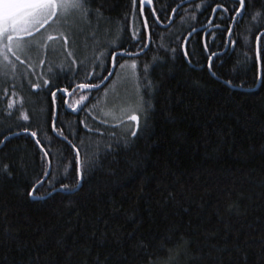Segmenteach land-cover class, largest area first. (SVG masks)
<instances>
[{
  "label": "trees",
  "instance_id": "obj_1",
  "mask_svg": "<svg viewBox=\"0 0 264 264\" xmlns=\"http://www.w3.org/2000/svg\"><path fill=\"white\" fill-rule=\"evenodd\" d=\"M182 1L152 0L154 15L143 14L148 49L116 57L102 88L77 87L68 101L84 94L82 111L68 109L60 93L53 106L43 81L70 90L99 85L112 51H142L139 0H82L118 37L94 67L59 71L45 63L35 79L0 74V140L23 123L38 133L0 143V264H264V84L255 64L259 35L264 72V0H245L234 22L238 0H194L163 28ZM126 59L137 62L140 122H97L91 112L103 92L124 75L132 85L131 73H118ZM53 107L58 130L83 149L86 175L71 196L59 185L75 184L76 152L53 131Z\"/></svg>",
  "mask_w": 264,
  "mask_h": 264
},
{
  "label": "rangeland",
  "instance_id": "obj_2",
  "mask_svg": "<svg viewBox=\"0 0 264 264\" xmlns=\"http://www.w3.org/2000/svg\"><path fill=\"white\" fill-rule=\"evenodd\" d=\"M62 3L82 5V0H57L55 14L46 21L34 23L31 17L39 6L37 0H0V74L5 76L8 71L20 70L27 75L31 73L35 79L39 78L45 63L63 71L92 63L94 67L101 60L102 47L114 45L118 39L113 33L114 25L99 16L88 15L83 6L61 9ZM12 40L11 47H6ZM126 60L125 67L119 66L117 71L126 69V73H131L132 85L126 84L124 75L103 92V98L91 112L97 122L118 126L140 122L142 107L131 68L133 60ZM132 115L138 117L137 121L131 120Z\"/></svg>",
  "mask_w": 264,
  "mask_h": 264
},
{
  "label": "snow or ice",
  "instance_id": "obj_3",
  "mask_svg": "<svg viewBox=\"0 0 264 264\" xmlns=\"http://www.w3.org/2000/svg\"><path fill=\"white\" fill-rule=\"evenodd\" d=\"M134 2H135V0H134ZM149 2H151V0H149ZM141 3H143V0H141ZM238 3H239V7L235 9V12H236L237 15H241L242 14L241 13V9L245 8V0H238ZM37 4L39 6L37 7L36 12L31 17V20L34 23H41L42 21H46L49 17H51L52 15L55 14L56 9L58 7L57 0H37ZM68 7L79 8V7H82V5L78 4V3L77 4H71V5L64 4V3L59 4V8H61V9H67ZM197 7H199V5H197ZM216 7L220 8V7H222V5L217 4ZM215 10L216 9H213V11H215ZM173 11H175V9H173ZM225 11H228V9L225 8ZM145 28H147V23L146 22H145ZM194 30L195 29H193V31ZM228 31L231 34V29H229ZM12 42H13V40L12 41H8V44H6L5 46L6 47H11ZM141 43H142L144 49H146L148 47V45L146 43H143V41H141ZM17 47H19L18 44H17ZM117 54L118 53L115 52V51H112L110 53V55H112V57H113V69H114V66H115V56ZM213 55H215V53H213ZM17 58H19V57H17ZM259 62H260V53L258 51L257 55H256V58H255V64L257 65V68H258L257 77L256 78H257V82L258 83L264 84V72H261L259 70ZM119 66L121 68L125 67L124 64H120ZM209 67H211V64H209ZM131 68L133 70H135L137 68V62L135 60L132 61ZM77 74H79V73H77ZM111 75H112V72H109L108 76L104 77V79L107 80ZM226 83L231 84V81H226ZM43 85L45 86V90L47 92H50L51 103H52L53 106H55V104H56L57 94L60 93V97H59L60 100L64 104H66L67 108L70 109L72 112H76L78 110H81V111L83 110V107H80V106L84 105V102L86 100V96L84 94H81L79 96V99L76 100L73 103H69V101H68L67 97H68L70 88L72 87L71 84H69V86H67V87L61 88V87H57L54 82H50L49 79H45L43 81ZM32 87H33V89H39L41 86L38 85V84H33ZM76 87H78L81 90H84V89L98 88L99 85L92 84V83H79L78 85H76ZM145 88H146V91H147L150 88V85H146ZM73 94H75V93L73 92ZM8 107L11 108L12 104L9 103ZM21 115H22V120L23 121H25V122L29 121V115H27V114H21ZM52 116H53V119H52V129H53V131H56L57 135L63 136V138L66 141H68L69 144H71V146L73 147V149L76 152V157H75L76 182H75V184L72 187H69L68 183L61 182L60 185H59V190L60 191L64 192L66 195L71 196V195L74 194V192L79 190L80 186L83 183L84 176L86 175V171L82 170V168H81V161H80V153H81V151L83 149L81 147H78L76 144H73L70 140H68V137L64 136L62 130H58L57 122H56V119H55L56 112H55V108L54 107H53V111H52ZM130 118L133 121H137V119H138V117L136 115H132ZM81 123H84V122L81 121ZM85 127H88V126L85 125ZM17 128L20 129L22 131V133L29 134L33 138L37 137V135H38L37 131L30 130L32 128V124L31 123L19 124V125H17ZM88 130L91 131L92 129L89 128ZM21 131L13 132V130L11 128H9L7 130L8 135L4 136V140L10 139L12 135H20ZM0 135H3V134H0ZM133 135H135V133H133ZM4 140H0V143H3ZM36 143L40 144V140L37 139ZM44 155H45V157H47L49 155V153L45 152ZM3 170L4 171L8 170V165L7 164L3 165ZM35 191H36V189H35V186H34L33 189L29 192V196H34Z\"/></svg>",
  "mask_w": 264,
  "mask_h": 264
},
{
  "label": "water",
  "instance_id": "obj_4",
  "mask_svg": "<svg viewBox=\"0 0 264 264\" xmlns=\"http://www.w3.org/2000/svg\"><path fill=\"white\" fill-rule=\"evenodd\" d=\"M191 1H194V0H184V1L180 2V3L174 8L175 11H176L180 6H183L184 4H187V3L191 2ZM145 8L151 10L152 13H153L152 0H151V2H149V0H143V3H141V0H140V9H139V10H140V13H141V15H142V17H143V19H144V20H143L144 27H145V18H144V15H143V14H144V9H145ZM241 10H242V9H241ZM175 11H172L168 23L165 24V25H162L163 28H167V27L171 24L172 19H173V15H174V12H175ZM153 15H154V13H153ZM237 16H238V15L235 14L234 19H233V22L235 21V19L237 18ZM209 23H210V21H209ZM209 23H207L206 26H208ZM206 26H205V27H206ZM205 27H204V28H205ZM212 29H213V27H210V28L206 29V31H205V33H204V36H205V34H206L207 32H209V31L212 30ZM230 29H231V28H230ZM145 30H146V34H147V43H146V44L149 46V43H150V36H149L148 28H145ZM198 30H201V28H198V29L192 31V32L186 37V39H185V41H184V44H185V42L187 41V39H188V38H189L194 32H196V31H198ZM228 37H229V33H228ZM258 40H259V35H258L257 40H256V55H257V52H258ZM147 49H148V47H147L146 49L143 48L142 51H139V52H136V53H126V52H123V51H117L118 54L115 56V58H116V57H123V58H134V57H138V56L142 55ZM114 69H115V66H114ZM114 69H113V57L111 56L109 72H112V75H113V73H114ZM109 72H108V74H109ZM108 74H107L106 76H108ZM112 75H111L107 80L103 79L102 82L99 84V87L104 86V85L108 82V80L112 77ZM106 76H105V77H106ZM76 89H77V87H74L72 90H70V91H69V94H68V97H69V96H70V95H71ZM68 97H67V98H68ZM47 174H48V172H47ZM46 177H47V175H45V177L43 178V180H44Z\"/></svg>",
  "mask_w": 264,
  "mask_h": 264
},
{
  "label": "bare ground",
  "instance_id": "obj_5",
  "mask_svg": "<svg viewBox=\"0 0 264 264\" xmlns=\"http://www.w3.org/2000/svg\"><path fill=\"white\" fill-rule=\"evenodd\" d=\"M181 7V6H180ZM139 9H140V0H139ZM206 28V27H205ZM206 30V29H205ZM147 43V42H146ZM143 50V49H142ZM117 52V51H116ZM134 58H136V57H134ZM110 60H111V58H110ZM103 87V86H102ZM102 87H98L99 89L100 88H102Z\"/></svg>",
  "mask_w": 264,
  "mask_h": 264
}]
</instances>
